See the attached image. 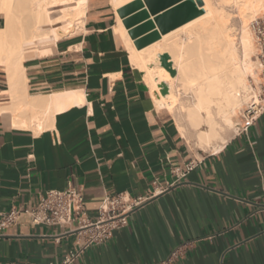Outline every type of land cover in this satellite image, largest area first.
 <instances>
[{
  "label": "crops",
  "instance_id": "1",
  "mask_svg": "<svg viewBox=\"0 0 264 264\" xmlns=\"http://www.w3.org/2000/svg\"><path fill=\"white\" fill-rule=\"evenodd\" d=\"M116 24L110 0H87L78 31L26 62L28 89L11 93L0 68V213L71 182L94 221L104 196H144L153 180L166 186L175 168L193 161L180 182L135 207L71 264H161L180 246L173 264H264V111L218 151L194 156L173 114L156 106ZM68 88L80 89L84 102L54 112L41 130L19 124L30 118L16 110L26 92ZM75 228L33 224L23 214L0 233V264H60L86 241L87 231Z\"/></svg>",
  "mask_w": 264,
  "mask_h": 264
},
{
  "label": "bare ground",
  "instance_id": "2",
  "mask_svg": "<svg viewBox=\"0 0 264 264\" xmlns=\"http://www.w3.org/2000/svg\"><path fill=\"white\" fill-rule=\"evenodd\" d=\"M132 1L110 0L115 10ZM193 1L202 10L200 15L140 49L118 13L114 31L141 71L156 106L174 115L184 139H189L191 130L199 150L216 152L231 137L227 130L235 132V116L247 99L249 80L260 79V63L252 58L258 49L249 23L264 15V0ZM86 5L87 0H0L4 18L0 68L10 92L28 87L27 61L53 54L60 39L78 31ZM232 17L237 25L228 22ZM25 94L27 101L16 110L29 112L30 118L19 124L39 130L54 112L84 102L83 92L76 88Z\"/></svg>",
  "mask_w": 264,
  "mask_h": 264
},
{
  "label": "built area",
  "instance_id": "3",
  "mask_svg": "<svg viewBox=\"0 0 264 264\" xmlns=\"http://www.w3.org/2000/svg\"><path fill=\"white\" fill-rule=\"evenodd\" d=\"M249 27L259 49L257 56L260 62V81L249 84L247 99L238 109L235 133L247 131L264 111V15L252 20ZM194 167V162L190 161L185 165L184 170L175 168L174 180L166 186L158 187L155 185L156 179L153 180L144 196L129 197L123 192L104 196L98 207V218L94 221L87 218L81 188L68 182L63 189H50L43 192L39 195L37 202L29 207L12 204L7 212L0 213V233L16 225L23 214L27 215L33 224L71 226L75 223L76 231L78 233L87 231L88 236L82 245L69 251L60 262V264H71L88 244L108 239L113 230L126 224V217L130 211L152 196L165 191L169 186L180 182ZM181 248L182 246L172 250L161 264H173L180 256Z\"/></svg>",
  "mask_w": 264,
  "mask_h": 264
},
{
  "label": "water",
  "instance_id": "4",
  "mask_svg": "<svg viewBox=\"0 0 264 264\" xmlns=\"http://www.w3.org/2000/svg\"><path fill=\"white\" fill-rule=\"evenodd\" d=\"M117 13L134 45L140 49L158 40L162 34L200 15L202 10L193 0H133L117 9ZM150 16L153 19L146 20ZM143 20V23L138 24ZM154 28L156 30L141 36Z\"/></svg>",
  "mask_w": 264,
  "mask_h": 264
},
{
  "label": "rangeland",
  "instance_id": "5",
  "mask_svg": "<svg viewBox=\"0 0 264 264\" xmlns=\"http://www.w3.org/2000/svg\"><path fill=\"white\" fill-rule=\"evenodd\" d=\"M226 9L228 10V12L231 14V12H232V10H231V7H228V6H226ZM234 15V14H233ZM261 16H263V15H261ZM228 22L229 23H233L234 25H237L238 24V20L235 18V17H232V18H230L229 20H228ZM3 23H4V18H3V16H1L0 15V26H2L3 25ZM65 38V37H64ZM256 45V44H255ZM257 46V45H256ZM257 49H258V47H257ZM257 51H259V49L257 50ZM257 54H258V52L256 53V54H254L253 56H252V58L255 60V61H257V62H259V59H258V56H257ZM260 63V62H259ZM259 75V78H260V69H259V73H258ZM260 81V79L257 81V83ZM249 83H254V84H256V82L254 81V80H252V79H250L249 80V82H248V84ZM242 106V105H241ZM240 106V107H241ZM239 107V108H240ZM238 108V109H239ZM238 109H237V113H238ZM237 113H236V116H235V122H236V118H237ZM174 116V115H173ZM180 122L181 123H183V124H185V121L180 117ZM175 123V122H174ZM186 125V124H185ZM188 132H189V139L188 140H186V144H187V146H188V148H189V150L193 153V155L194 156H197V157H200V155L202 154V153H206V152H211L210 150H206V151H201V150H199L197 147H196V145H195V140H194V137H193V131H191V130H188ZM227 132L229 133V134H231V136L234 134V131L231 129V130H227Z\"/></svg>",
  "mask_w": 264,
  "mask_h": 264
}]
</instances>
